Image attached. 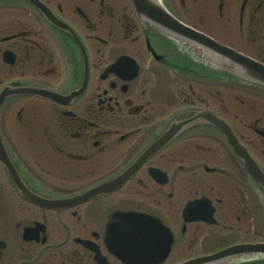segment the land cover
Returning <instances> with one entry per match:
<instances>
[{
    "label": "flooded vegetation",
    "instance_id": "1",
    "mask_svg": "<svg viewBox=\"0 0 264 264\" xmlns=\"http://www.w3.org/2000/svg\"><path fill=\"white\" fill-rule=\"evenodd\" d=\"M159 1L264 65V0ZM197 62L143 26L133 0H0V264H100L77 239L120 264L103 247L111 211L143 213L170 230L161 264L264 243V187L211 123L172 135L118 190L60 211L31 202L14 181L73 199L121 175L173 121L193 113L228 122L264 171V85L226 73L217 83L215 69ZM197 200L209 202V219L185 217ZM37 222L44 230L26 239ZM226 264H264V254L251 248Z\"/></svg>",
    "mask_w": 264,
    "mask_h": 264
},
{
    "label": "water",
    "instance_id": "2",
    "mask_svg": "<svg viewBox=\"0 0 264 264\" xmlns=\"http://www.w3.org/2000/svg\"><path fill=\"white\" fill-rule=\"evenodd\" d=\"M213 47H215L216 51L221 52L228 58L235 59L242 68L244 67L243 69L240 68L244 73L242 74V77L251 78L250 75H252L253 78L257 79L259 82L264 81L263 72L260 70L261 66L256 65L250 59L236 54L225 47L218 45H214ZM250 70L253 71V73ZM125 177L126 175L122 178L125 179ZM46 204L49 205L48 203ZM121 218L127 220L119 223L118 225L115 224V228L112 229L110 233H107L106 236V243L111 252L115 253V255L129 264H149L164 257L168 251L167 246L169 247L168 240L166 241L164 236H160V233L158 234V237L155 235L153 236L149 230L151 228L148 227L146 218L135 219L136 217L133 218V216L130 215H123ZM155 226L156 229L159 228V230L163 232L158 223H155ZM165 247L167 248V251H165ZM152 249H156L158 252L153 254ZM243 249L244 247H237L233 250L222 251L213 257H204L188 261L183 264H217L218 260L220 259L222 261L229 251H238ZM256 249L264 252V244L256 246ZM148 251V256L150 254L153 255L147 259L146 255Z\"/></svg>",
    "mask_w": 264,
    "mask_h": 264
},
{
    "label": "rangeland",
    "instance_id": "3",
    "mask_svg": "<svg viewBox=\"0 0 264 264\" xmlns=\"http://www.w3.org/2000/svg\"><path fill=\"white\" fill-rule=\"evenodd\" d=\"M218 37H222V36L221 35H218ZM217 83H218V80H217ZM231 102H232L231 104L234 105V106H236V105L239 104V102L237 100H235V99H233ZM199 249H200V247H199Z\"/></svg>",
    "mask_w": 264,
    "mask_h": 264
}]
</instances>
